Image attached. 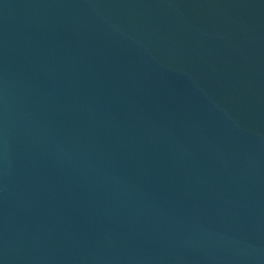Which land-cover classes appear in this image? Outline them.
Listing matches in <instances>:
<instances>
[{
	"label": "water",
	"instance_id": "water-1",
	"mask_svg": "<svg viewBox=\"0 0 264 264\" xmlns=\"http://www.w3.org/2000/svg\"><path fill=\"white\" fill-rule=\"evenodd\" d=\"M0 264H264V0H0Z\"/></svg>",
	"mask_w": 264,
	"mask_h": 264
}]
</instances>
